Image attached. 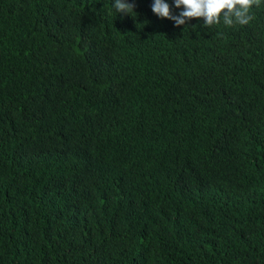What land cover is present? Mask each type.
Instances as JSON below:
<instances>
[{
  "label": "trees",
  "instance_id": "1",
  "mask_svg": "<svg viewBox=\"0 0 264 264\" xmlns=\"http://www.w3.org/2000/svg\"><path fill=\"white\" fill-rule=\"evenodd\" d=\"M129 2L0 0V264H264V0Z\"/></svg>",
  "mask_w": 264,
  "mask_h": 264
},
{
  "label": "clouds",
  "instance_id": "2",
  "mask_svg": "<svg viewBox=\"0 0 264 264\" xmlns=\"http://www.w3.org/2000/svg\"><path fill=\"white\" fill-rule=\"evenodd\" d=\"M175 8L181 9L178 15L173 14V6L166 0H153L152 12L161 19L174 21L175 26L185 25L191 19L204 20V27L208 28L221 23L226 26L239 24L248 25L254 15L251 9L259 7L261 0H173ZM114 7L119 13L131 14L135 4L129 0H114Z\"/></svg>",
  "mask_w": 264,
  "mask_h": 264
}]
</instances>
